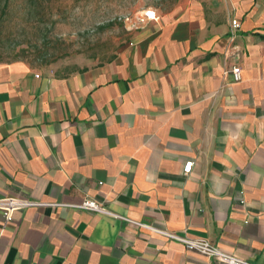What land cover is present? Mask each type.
Returning a JSON list of instances; mask_svg holds the SVG:
<instances>
[{"label": "crops", "instance_id": "obj_1", "mask_svg": "<svg viewBox=\"0 0 264 264\" xmlns=\"http://www.w3.org/2000/svg\"><path fill=\"white\" fill-rule=\"evenodd\" d=\"M156 14L107 63L57 72L0 62V199H90L264 264V0ZM0 264L223 263L121 218L57 206L6 225L0 213Z\"/></svg>", "mask_w": 264, "mask_h": 264}, {"label": "rangeland", "instance_id": "obj_2", "mask_svg": "<svg viewBox=\"0 0 264 264\" xmlns=\"http://www.w3.org/2000/svg\"><path fill=\"white\" fill-rule=\"evenodd\" d=\"M194 1L201 0H10L0 12V62L57 72L107 63L145 24L146 11Z\"/></svg>", "mask_w": 264, "mask_h": 264}, {"label": "built area", "instance_id": "obj_3", "mask_svg": "<svg viewBox=\"0 0 264 264\" xmlns=\"http://www.w3.org/2000/svg\"><path fill=\"white\" fill-rule=\"evenodd\" d=\"M157 19H158V16L156 14V11L148 10L145 12L144 18L142 19L141 22H147L150 20H157ZM239 29H240V22L237 19H232L230 22L229 33H228L230 44L234 43ZM230 73L235 82H238L241 80V70L238 66H233L230 70ZM192 164L193 163L191 161L185 163L183 171L185 173H188L192 167ZM57 206L75 207V208L86 210V211H91V212H96V213H101V214L121 218L139 227L147 228L165 237L168 240L180 243L187 250L197 252L201 255H204L208 258H211L223 264H253L244 259L238 258L228 252L221 250L220 248L212 244L207 239L190 238L185 234L179 235L174 232L156 229L149 225H145L143 223L132 221L126 217H119L117 215H113L112 213H109L106 209L101 207L94 200L86 199L79 205H63L60 203H44V202H37V201L21 199V198H16V197H5V198L0 199V213L2 214L4 225L10 223L13 220V214L15 212L23 211L27 208H32V207H57Z\"/></svg>", "mask_w": 264, "mask_h": 264}, {"label": "trees", "instance_id": "obj_4", "mask_svg": "<svg viewBox=\"0 0 264 264\" xmlns=\"http://www.w3.org/2000/svg\"><path fill=\"white\" fill-rule=\"evenodd\" d=\"M30 2H34V0H29ZM9 3H10V0H0V12L1 14H5L6 13V10L9 6Z\"/></svg>", "mask_w": 264, "mask_h": 264}]
</instances>
